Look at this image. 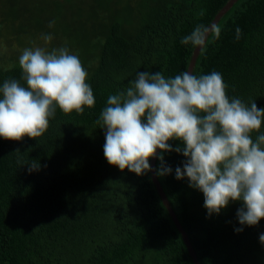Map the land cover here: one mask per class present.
<instances>
[{
  "label": "trees",
  "instance_id": "obj_1",
  "mask_svg": "<svg viewBox=\"0 0 264 264\" xmlns=\"http://www.w3.org/2000/svg\"><path fill=\"white\" fill-rule=\"evenodd\" d=\"M228 1L0 0V86H26L15 47L40 43L77 54L95 97L83 114L57 109L41 137L0 138V264H195L151 171L110 166L97 121L108 97L126 92L139 72L187 71L195 48L182 38L209 26ZM217 25L220 37L210 34L193 74L219 72L230 99L264 108V0H237ZM163 157L172 173L159 180L201 264H264V219L240 225V201L208 216L203 193L175 178L186 158Z\"/></svg>",
  "mask_w": 264,
  "mask_h": 264
},
{
  "label": "clouds",
  "instance_id": "obj_2",
  "mask_svg": "<svg viewBox=\"0 0 264 264\" xmlns=\"http://www.w3.org/2000/svg\"><path fill=\"white\" fill-rule=\"evenodd\" d=\"M220 31L218 25H197L181 43L202 51L209 35L219 39ZM240 35L237 27V40ZM42 39L47 43L53 36ZM19 66L26 86L15 79L0 86V138L36 139L47 131L57 109L83 114L85 107H94L88 72L67 47L25 48ZM227 87L216 71L200 76L184 71L170 78L141 71L126 92L108 97L97 123L105 130L103 152L110 166L140 176L152 171L149 161L156 158V174L163 176L172 173L163 153H182L186 160L176 167L175 178L186 177L190 187L203 193L208 216L240 201L239 224L251 227L264 219V108L255 101L230 99ZM170 141L180 144L173 149ZM37 168L29 166V171ZM259 240L264 244V234Z\"/></svg>",
  "mask_w": 264,
  "mask_h": 264
},
{
  "label": "water",
  "instance_id": "obj_3",
  "mask_svg": "<svg viewBox=\"0 0 264 264\" xmlns=\"http://www.w3.org/2000/svg\"><path fill=\"white\" fill-rule=\"evenodd\" d=\"M237 0H229L228 3L218 12V14L215 16L214 20L211 22V24L209 26L212 25H217L219 23V21L221 20V18L231 9V7L233 6V4L236 2ZM210 36V35H209ZM201 50L199 48H195L188 70L189 72H191L193 74L196 63H197V59L200 55ZM158 154H159V150H158ZM156 162L157 159L156 158H152L151 159V174H152V179L153 182L156 185V188L158 190L159 195L162 198V201L164 203V205L166 206L168 212L170 213V215L172 216L177 228L179 229L180 233L182 234V237L187 245V248L189 250L190 255L193 258V261L195 264H201L198 255L192 245V242L190 240L189 234L187 233V231L185 230L184 226L182 225L180 219L178 218L174 208L171 205V202L166 194V192L163 189V186L159 180V177L156 174Z\"/></svg>",
  "mask_w": 264,
  "mask_h": 264
},
{
  "label": "rangeland",
  "instance_id": "obj_4",
  "mask_svg": "<svg viewBox=\"0 0 264 264\" xmlns=\"http://www.w3.org/2000/svg\"><path fill=\"white\" fill-rule=\"evenodd\" d=\"M37 46H39V47H44V46L41 45L40 43L35 45V47H37ZM11 47H12V46H11ZM15 48H16V52H15L14 54H16L17 56H20V55L22 54V51L25 49V48H23V47H21V49H18L17 46H16ZM33 48H34V47H33ZM12 49H13V47H12ZM9 54H13V51H11ZM7 59H9V58H7Z\"/></svg>",
  "mask_w": 264,
  "mask_h": 264
}]
</instances>
